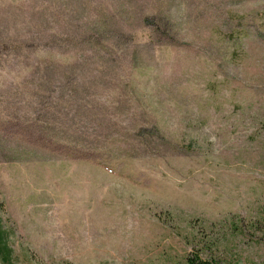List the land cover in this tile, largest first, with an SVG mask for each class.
<instances>
[{
    "label": "rangeland",
    "instance_id": "rangeland-1",
    "mask_svg": "<svg viewBox=\"0 0 264 264\" xmlns=\"http://www.w3.org/2000/svg\"><path fill=\"white\" fill-rule=\"evenodd\" d=\"M188 258L264 264V0H0V264Z\"/></svg>",
    "mask_w": 264,
    "mask_h": 264
},
{
    "label": "trees",
    "instance_id": "trees-1",
    "mask_svg": "<svg viewBox=\"0 0 264 264\" xmlns=\"http://www.w3.org/2000/svg\"><path fill=\"white\" fill-rule=\"evenodd\" d=\"M63 64H72V61L71 60H68V59H64ZM56 65V64H55ZM60 65V64H59ZM74 65V64H73ZM61 66V65H60ZM64 67V66H63ZM6 252L9 254L11 253L12 251L9 249V247H6ZM188 264H208L207 261H204V260H199L197 258H188Z\"/></svg>",
    "mask_w": 264,
    "mask_h": 264
}]
</instances>
